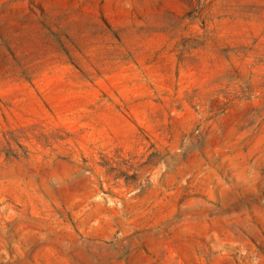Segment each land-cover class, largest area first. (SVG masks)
I'll return each instance as SVG.
<instances>
[{
    "label": "clouds",
    "instance_id": "9594fccd",
    "mask_svg": "<svg viewBox=\"0 0 264 264\" xmlns=\"http://www.w3.org/2000/svg\"><path fill=\"white\" fill-rule=\"evenodd\" d=\"M0 264H264V0H0Z\"/></svg>",
    "mask_w": 264,
    "mask_h": 264
}]
</instances>
